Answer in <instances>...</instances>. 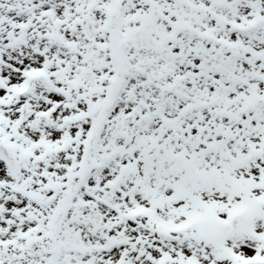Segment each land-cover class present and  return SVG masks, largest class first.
<instances>
[{
	"label": "snow or ice",
	"instance_id": "snow-or-ice-1",
	"mask_svg": "<svg viewBox=\"0 0 264 264\" xmlns=\"http://www.w3.org/2000/svg\"><path fill=\"white\" fill-rule=\"evenodd\" d=\"M0 264H264V0H0Z\"/></svg>",
	"mask_w": 264,
	"mask_h": 264
}]
</instances>
